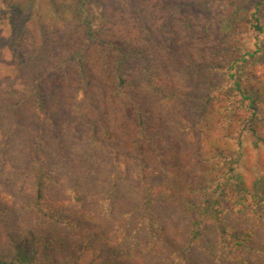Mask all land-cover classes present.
Wrapping results in <instances>:
<instances>
[{
  "label": "trees",
  "instance_id": "trees-1",
  "mask_svg": "<svg viewBox=\"0 0 264 264\" xmlns=\"http://www.w3.org/2000/svg\"><path fill=\"white\" fill-rule=\"evenodd\" d=\"M264 0H0V264H264Z\"/></svg>",
  "mask_w": 264,
  "mask_h": 264
},
{
  "label": "rangeland",
  "instance_id": "rangeland-1",
  "mask_svg": "<svg viewBox=\"0 0 264 264\" xmlns=\"http://www.w3.org/2000/svg\"><path fill=\"white\" fill-rule=\"evenodd\" d=\"M242 174L247 185H251L257 175L264 170V150L246 146V155L242 165Z\"/></svg>",
  "mask_w": 264,
  "mask_h": 264
}]
</instances>
